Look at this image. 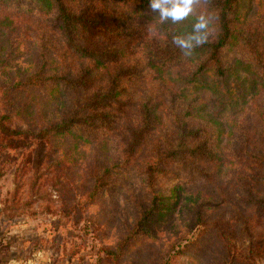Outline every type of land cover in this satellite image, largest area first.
<instances>
[{"label":"rangeland","instance_id":"obj_1","mask_svg":"<svg viewBox=\"0 0 264 264\" xmlns=\"http://www.w3.org/2000/svg\"><path fill=\"white\" fill-rule=\"evenodd\" d=\"M239 3L240 20L264 25V0ZM42 9L37 0H0V264H264V247L254 245L264 231L256 211L264 199L254 201L264 196V177L252 186L254 199L244 179L249 154L264 155V75L211 74L196 85L185 74L195 71L197 55L153 71L161 67L135 41L140 32L155 37L163 23L149 3L127 15L117 57L80 58L66 68L70 59L59 60L63 44ZM207 11L202 5L185 21L164 24L188 34L192 17ZM43 62L51 75L92 68L88 95L107 93L117 68H136L120 79L123 104L111 129L73 125L42 137L84 95L62 88L49 101L19 90ZM144 108L151 117L138 136L132 131L144 124ZM197 144L217 160L201 162ZM158 150H171L172 161L155 168V187L145 191V163Z\"/></svg>","mask_w":264,"mask_h":264},{"label":"trees","instance_id":"obj_2","mask_svg":"<svg viewBox=\"0 0 264 264\" xmlns=\"http://www.w3.org/2000/svg\"><path fill=\"white\" fill-rule=\"evenodd\" d=\"M43 6L42 10L52 24V27L58 33L63 44V50L58 52V58L63 63L69 60V66L72 62L76 64V59L86 58L96 63H109L111 57H117L120 54V44L124 45L123 37L126 29H123V22L129 15L130 10L140 9L144 4H150V0H37ZM240 0H210L206 5L208 13L206 16L211 17V35L208 43L202 47L196 48L193 55H197L195 62V71L191 68L186 72L187 81L201 85L197 81L206 75L226 78L231 75H237L240 71L255 70L257 74L264 75V25L251 24L250 21L240 20L238 8ZM197 17L193 16V24ZM139 33V32H138ZM175 35H186V31L176 26H168L164 23L158 24L156 36L146 38L145 34L139 33L136 36V42L143 45L145 50L154 58V65L161 68H151L155 72L162 73L165 69L179 62L185 57L177 46L172 43ZM43 42V41H42ZM119 43V44H118ZM44 49L50 43H44ZM233 53H232V52ZM44 63L37 70L30 73L25 80L20 81L19 85L24 91L43 92L45 98L49 101L58 100L61 91H80L83 98L67 117H61L60 122L40 130L42 137H50L51 133L64 134L70 131L71 126L77 125L85 131L93 133L96 124L109 128V118H119L121 108L118 107L123 102L119 100L124 95L120 91V79L123 76L136 74L132 72L136 68H117L111 75L108 92L103 94L93 93L88 95L89 89L95 84L92 68L81 70L77 77H69L68 72L59 71L58 73L48 74ZM166 67V68H162ZM131 69V70H130ZM150 68H140L146 70ZM119 80V81H118ZM198 83V84H197ZM120 87V88H119ZM7 92V91H6ZM87 92V94H86ZM55 97V98H54ZM118 113V114H115ZM144 124L132 131L133 134L140 135L139 131L147 126V119L151 117L149 110L144 108L142 115ZM149 116V117H148ZM190 133H193L192 131ZM39 135V134H36ZM134 137H136L134 135ZM129 147L136 153L135 143H129ZM199 150L203 155L201 162L213 163L216 159L215 152L202 144L191 146ZM193 154V150H190ZM174 153L171 150L156 152L153 156L154 162L145 163L144 174H146L145 191L152 189L151 176L155 168L160 172L163 171L164 164L172 161ZM164 163V164H163ZM160 164V165H159ZM249 175L244 179L250 180L248 183L251 188L249 192L255 198V191L252 186L260 182V175L264 177V155L256 156L249 154L246 161V168ZM255 169H261L263 174H259ZM173 172V171H171ZM255 192V193H254ZM264 195V194H262ZM264 199V196L256 197L257 201ZM256 211L264 213V201L256 205ZM255 246L264 247V231L262 234L255 236Z\"/></svg>","mask_w":264,"mask_h":264},{"label":"clouds","instance_id":"obj_3","mask_svg":"<svg viewBox=\"0 0 264 264\" xmlns=\"http://www.w3.org/2000/svg\"><path fill=\"white\" fill-rule=\"evenodd\" d=\"M209 2L210 0H150V8L153 12H158L161 22L178 24ZM210 24L211 17L200 14L192 26V31L186 35L173 36L172 43L181 49L185 57H191L196 48L208 43L211 35ZM52 195L53 198H58L57 193L53 192Z\"/></svg>","mask_w":264,"mask_h":264}]
</instances>
